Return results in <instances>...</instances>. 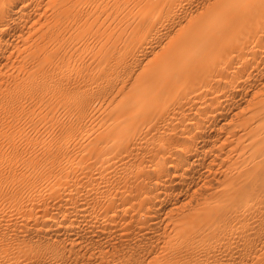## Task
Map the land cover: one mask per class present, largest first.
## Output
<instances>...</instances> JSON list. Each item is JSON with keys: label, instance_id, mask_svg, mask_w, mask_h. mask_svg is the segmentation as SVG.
<instances>
[{"label": "bare ground", "instance_id": "6f19581e", "mask_svg": "<svg viewBox=\"0 0 264 264\" xmlns=\"http://www.w3.org/2000/svg\"><path fill=\"white\" fill-rule=\"evenodd\" d=\"M0 264H264V0H0Z\"/></svg>", "mask_w": 264, "mask_h": 264}]
</instances>
